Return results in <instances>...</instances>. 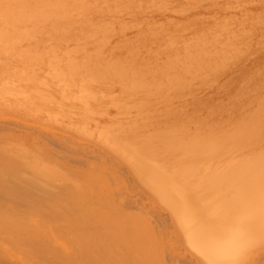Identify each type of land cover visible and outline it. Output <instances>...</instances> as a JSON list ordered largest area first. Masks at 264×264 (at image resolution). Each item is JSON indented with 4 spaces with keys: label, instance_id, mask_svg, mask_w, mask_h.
I'll return each instance as SVG.
<instances>
[{
    "label": "rangeland",
    "instance_id": "rangeland-1",
    "mask_svg": "<svg viewBox=\"0 0 264 264\" xmlns=\"http://www.w3.org/2000/svg\"><path fill=\"white\" fill-rule=\"evenodd\" d=\"M11 141L47 168L41 163L38 172L33 161L22 168L18 158L20 177L38 185L28 192L35 203L41 194L54 199L48 190L65 201L78 194L75 181L81 193V178L100 177L107 186L95 178L105 188L94 198L116 206L103 213L98 205L100 213L120 211L121 225L141 229L131 226V238L145 236L141 224L153 234L140 244L149 246L146 256L157 249L155 261L137 253L140 264H264V182H257L264 179V0H0V146ZM191 154L207 165L186 171ZM15 175L2 183L19 182ZM62 208L54 212L68 213L67 228L81 238L86 227L76 234L68 218L77 213ZM54 212L34 215V231L50 233ZM59 219L56 229L66 226ZM62 230V239L51 234L71 259L84 246L71 249L73 235L66 241ZM2 235L0 264L50 263L27 247L35 253L25 251L28 260ZM210 235L228 243L225 256L211 252ZM87 240L100 255L102 244Z\"/></svg>",
    "mask_w": 264,
    "mask_h": 264
},
{
    "label": "bare ground",
    "instance_id": "bare-ground-1",
    "mask_svg": "<svg viewBox=\"0 0 264 264\" xmlns=\"http://www.w3.org/2000/svg\"><path fill=\"white\" fill-rule=\"evenodd\" d=\"M5 140H7V138L5 139ZM7 141H10V140H7ZM12 142V141H11ZM10 142V143H11ZM17 143H18V141H16ZM14 143H15V141L14 142H12L10 145L7 143L6 145H3V146H0L1 147V149H2V147L4 148V149H2L3 150V153L5 154V152L8 150V148H9V152H10V155H11V153H14V155L17 157V161L15 160L16 158H15V156H14V158H13V156L11 157L10 155L8 156V154L9 153H6L5 155L2 153V150H1V153H0V237L1 236H3L2 234H4V235H7L6 236V238H8V239H10V240H7V241H10L11 242V244L13 243V244H15V243H17V244H15V246L14 247H17L16 249H17V252H19V253H22V255H27L26 257H28V253H25V251L26 252H29L30 250L29 249H31V251H32V249L34 248V249H36L35 251H39V252H41V253H39V252H35V251H32V252H35V253H37V255L39 254V256H40V254H41V256H43V257H47V259H46V261L48 262V260L50 261V263L49 264H51V261L52 262H55L57 259H60V261H64V262H66L67 264L68 263H72V264H138V262H139V258H137V253H139V255H143V256H141L144 260H146V259H150V257H152V255H153V251L154 250H157V249H152V247H150L151 248V250H152V252L150 251V253L149 254H151V255H147L146 256V253L148 252H145L146 251V249L149 247V246H145L146 244V242H150V240L151 239H153L152 237V233L151 232H149L150 230L149 229H145V230H143V225L141 224V227L140 228H142V233H143V231H144V233H143V235H145L146 236V234L148 233V234H150L149 236L151 237L150 238V240H148L147 241V236L145 237V236H141L142 234L141 233H138V231L139 230H141V229H139L138 231H135L136 230V228L137 227H134V225L132 226V224L130 225V228H131V226L133 227L132 229L134 230V228H135V232H137L138 233V235L139 234H141L140 235V237H142V238H140L139 236H138V238L137 237H132L133 239L134 238H137V239H135V242L133 241V239L131 238V236H132V234L131 233H133V231H131L130 230V228H129V226H128V228H127V226H126V223H128V222H126V223H124V224H120V223H123V221L124 220H122L121 219V217H119V215H118V213L120 212V211H115V212H113L114 211V207L116 208V206H114L113 207V205L115 204L113 201L111 202L113 205H111V207H109L108 206V204H111V203H109L107 200H108V198H106V199H104V198H101V197H103V195L101 196L100 194H99V196H97V198L95 197L94 198V194L96 193V194H98L99 192H101V190H102V192H103V189L107 186V185H105V184H103V180L102 179H100V177H96V176H94V174L92 173L91 174V176H92V178H91V176H90V174H89V176L86 174H84L85 175V177H83L84 175H81L80 174V178L81 177H83V178H81L80 179V181L82 182V180H83V182L81 183L80 182V185L82 184V186L80 187V188H82V191H81V193H80V189H79V183H77V181H75V185L74 184H72L74 187H76V188H71V190L72 189H75V191L79 194H81L80 196H82V198L83 199H81L80 197H79V195L78 194H73V190H72V195L71 196H69V197H66L67 198V200L65 199V201H64V199H62V197L61 198H59L60 197V195L58 196V192H57V194H56V192H55V194H54V192H50L49 190H48V192H49V194H48V192H47V195H49V196H53L54 195V197H52V198H54V199H51V197H45V195L44 194H41V197L42 196H44V199H43V197L41 198L42 200L41 201H39L38 203H35L36 202V198L34 197L33 198V196H28V192H30V193H32L33 194V192H31L33 189L32 188H34V186H32V185H36L37 187H38V185L36 184V182H34L33 180H31V178H27V176L25 177V178H23V177H20V168L22 167L23 168V166L24 167H26L27 166V164H29V166H30V164L32 163V161H33V163L31 164L32 166L33 165H36V163H38V161H37V158L36 159H34V157H32L31 159L32 160H30V158H28L29 160H30V163H29V160L25 157V159L23 158L24 156L23 155H25V153L23 152L22 153V151H21V149L22 150H24L23 148H21L20 146H18V147H20V150L19 151H21V152H18L17 150H15V149H13L12 148V144L14 145ZM16 143V144H17ZM2 144H5V143H2ZM1 144V145H2ZM7 147V148H6ZM15 148H17V146L15 145ZM7 149V150H6ZM11 149H12V151H11ZM8 152V151H7ZM17 152H18V155H17ZM23 154V155H21V154ZM211 154V155H210ZM4 155V156H3ZM27 155H29V154H27ZM36 155V154H35ZM192 155V154H191ZM209 155L211 156V157H213V156H215V154L214 153H212V152H210L209 153ZM5 156H8V157H5ZM23 156V157H22ZM209 156V157H210ZM234 156H236V155H233L232 157H233V159L232 160H236V158L237 157H234ZM22 158V160L24 161V162H27L26 164L24 163V162H22V160H20L21 158ZM30 157H31V155H30ZM18 158H20L19 159V161H21V163H17L18 162ZM38 158H39V156H38ZM191 159L189 160V162H188V164H186V166H185V170L186 171H188V170H191V171H193V169H194V167H196V166H198V167H202L203 165H207V163L206 162H208V161H206V162H204L203 161V163L202 162H198V160H197V156H196V154H195V157L192 155L191 157H190ZM27 160V161H26ZM40 160V159H39ZM24 163V164H23ZM41 163H43L42 162V160H41ZM41 163L39 164V165H37V166H33L34 167V170H36L37 169V171L38 172H43V167H41ZM144 163H145V165H147V166H149V164H147V162L146 161H144ZM18 164H21L20 166L18 165ZM48 164V163H47ZM47 164H46V166H47ZM23 165V166H22ZM44 165V167H45V163H43L42 164V166ZM19 166V167H18ZM29 166H27L26 168H28ZM32 166H30L29 167V169H32L33 167ZM51 166V169L53 170V166L52 165H50ZM49 166V167H50ZM17 167L19 168L18 170L20 171H18L17 170ZM48 167V166H47ZM48 167V168H49ZM150 167V166H149ZM36 168V169H35ZM39 168H41L40 170H39ZM46 168V167H45ZM45 168H44V170H45ZM47 169V168H46ZM184 169H182V171L184 170ZM240 169H243L242 167H240ZM42 170V171H41ZM48 170H50V168L48 169ZM48 170H46V171H48ZM52 170L51 171H49V173L50 174H52V173H54V172H52ZM56 170V169H55ZM57 171H58V169H57ZM150 171H151V177L153 178V180H155V181H157V179L155 178V175L153 174V171H152V169H151V167H150ZM52 172V173H51ZM60 173H61V175H62V172L61 171H59ZM58 172V173H59ZM57 173V172H56ZM4 174H8V176L9 175H15V174H19L18 176L20 177L19 179H17L18 177H17V175H15L16 176V179H17V181H19V182H16V181H14V183H10V184H8L7 183V185L5 186L4 184H6V181H5V183L3 184L2 183V176L4 175ZM44 174H46V173H44ZM240 174H241V171H240ZM42 175V174H41ZM47 175V174H46ZM55 175H57V174H53V176H55ZM65 175V174H64ZM174 175V174H173ZM14 176V177H15ZM48 176V175H47ZM46 176V177H47ZM52 176V177H53ZM58 176V175H57ZM168 176V178H169V175H166V177ZM170 176H172L171 174H170ZM174 176H176V175H174ZM9 177H11V176H9ZM50 177V176H49ZM58 177H60L61 178V176L59 175ZM62 177H64V176H62ZM77 177H79V174H78V176ZM88 177V178H87ZM94 177V178H93ZM13 178V177H12ZM27 178V179H26ZM55 178H57L56 176H55ZM85 178H87V181L89 180V182H87V181H85ZM95 178L97 179L98 178V180L100 179V184H102V185H104L105 187L103 188V189H99V186H97L96 185V183H95V181L96 182H99V181H97V180H95ZM173 178V177H172ZM172 178H169L170 180L172 179ZM175 178V179H174ZM172 180H171V182L173 181V180H177L176 182L174 181V185L175 186H177L176 188L174 187V186H172V187H174L173 189L175 190L174 191V193H172L173 195L172 196H170V197H172V199H175V198H178L179 196H181V195H179L180 194V192L178 191V189H180V187H179V175H177L176 177H174ZM62 179H64V180H66V178H62ZM90 179H91V181H92V184H90L91 183V181H90ZM94 179V180H93ZM32 182H31V181ZM77 180V179H76ZM79 180V179H78ZM102 180V181H101ZM61 181V180H60ZM13 182V181H12ZM31 182V183H30ZM34 182V183H33ZM72 182H74V180L72 181ZM159 182V181H158ZM258 183H260V182H264V179H261V180H259V181H257ZM33 183V184H32ZM86 183V184H85ZM92 186V188L94 187V188H97V189H95V191H94V188L92 189L91 188V186L89 185V184ZM95 183V184H94ZM159 183H163V185H165L164 184V182H162V181H160ZM94 184V185H93ZM178 184V185H177ZM88 185V186H87ZM84 186V187H83ZM170 186V185H169ZM89 187V188H88ZM101 187V186H100ZM36 188V187H35ZM84 188V189H83ZM79 189V190H78ZM86 189H88V190H86ZM91 189V190H90ZM70 190V191H71ZM84 190H86L85 192H84ZM97 190H99V191H97ZM177 190V191H176ZM34 191V190H33ZM68 191V190H67ZM88 191V192H87ZM92 191V192H91ZM108 191V190H107ZM17 193V195H16V193ZM45 192V191H44ZM93 192H94V194H93ZM98 192V193H97ZM21 193H24V194H22L21 195ZM27 193V194H26ZM15 194V195H14ZM35 194V193H34ZM52 194V195H51ZM59 194H60V192H59ZM61 194H62V192H61ZM64 194V193H63ZM93 196H92V195ZM95 194V195H96ZM101 194H104V192L103 193H101ZM106 194V193H105ZM19 195V196H18ZM25 195H27L28 196V198L27 197H24ZM37 195V194H36ZM40 194H38V196H39ZM77 195V196H76ZM209 195V194H208ZM12 196H15V198L13 197L12 198ZM20 196H23V197H20ZM63 196V195H62ZM59 198V199H57V198ZM91 197H93L94 199H92V201H89L90 200V198ZM98 197H100L99 199H98ZM109 197V201H111L110 200V196H108ZM244 197V196H243ZM64 198V197H63ZM80 198V199H79ZM207 198V197H206ZM205 198V199H206ZM32 199H34V200H32ZM55 199H57L56 201H53V200H55ZM88 199V200H87ZM102 199V200H101ZM208 199H209V197H208ZM69 200V201H68ZM82 200L85 202V201H89L88 203H89V205L91 206V207H93L94 205H99L100 207H103V208H101V211L103 212V211H105L104 210V208H110L109 210H112L113 209V211L112 212H109V213H107V214H109V216L108 215H106V214H102V213H100L101 211H100V207L98 206V207H96L97 209H93V208H91V207H89V208H87V206H86V208L84 209V208H80V202H82ZM94 200H98L97 202L96 201H94ZM99 200H100V202H99ZM105 200H106V202H105ZM51 201V202H50ZM52 201H53V203H52ZM63 201H64V205L62 204L63 203ZM71 201V203H73V204H69V206H66V204L68 205V203ZM103 201V202H102ZM66 202V203H65ZM68 202V203H67ZM99 202V203H98ZM51 203H52V206L54 207V208H48V204L51 206ZM57 203V204H56ZM88 203H87V205H88ZM92 203V204H91ZM100 203H101V205H100ZM103 203V204H102ZM105 203V204H104ZM62 204V205H61ZM107 204V205H106ZM55 206H58L59 208H61V207H63L62 209L64 210V206L65 207H68V208H65V210L67 209V211H69L70 213L69 214H76L77 213V215H72L73 217H69L68 219H70L71 220V223H72V225H73V227L75 226V224L76 223H78L79 224V226H77L78 224H76V227L75 228H77V230H75L76 231V234H79V236L81 235V234H83V235H81L82 237H84V235H85V240H89V241H92V240H94V236H96V238L97 239H99L100 240V238L102 239V240H104V242H100V241H98V240H94V242L92 241V243L94 244L95 243V241H97L98 242V245H100V244H102L101 246H103V247H101V246H98V248H103L102 249V251L100 252L101 254L100 255H97L96 254V249L95 248H93L92 247V251L94 252L95 251V253L93 254L91 251H90V249H88L89 247L86 245V244H84L85 242V240H83V243H81V241H80V239L82 238H79V237H77L76 235H75V233H74V231H73V233H72V228L70 227H68L67 228V220H65V218L68 216V213H67V215H64L63 216V219H64V223H66V228L63 226V227H61L62 229H66V231H64V230H62L63 231V234L64 235H62V236H65V234L66 235H68V237L67 236H65V238H66V241H67V238L69 239V235L71 236V234L73 235V239H75L76 241H75V243L74 242H72V241H74L73 239L72 240H70L69 239V241H70V244H71V246L70 247H72V246H74V247H72L71 249H73V248H75V246H78V245H80L81 246V244L84 246V249L82 248V249H77V250H79V252L78 253H76L75 251V254H77V256H73V258H71V259H68V257H69V255H68V257L67 258H65L64 257V255H63V251L65 252V247L63 246V244L61 243V241H60V239H62V238H60L61 237V235H60V233H61V231L59 232V229H61L60 227L59 228H57L56 229V227L54 226L55 225V223L56 222H54V221H56V220H58V218H60L59 219V221L60 220H63L62 219V216L60 215V213H57V212H60L59 210H57V209H55ZM105 206H107V207H105ZM73 207H75V208H73ZM113 207V208H112ZM48 208V209H47ZM69 208H71L70 210H69ZM79 208V209H78ZM107 208V209H108ZM81 209V210H80ZM86 209H87V211H86ZM47 210V211H46ZM53 210V211H52ZM54 210L55 211H57V212H54ZM91 210H94L95 212H97V213H95L96 214V216H95V214L93 213L94 211H91ZM96 210H98V211H96ZM116 210V209H115ZM46 211V212H45ZM48 211H51V213L53 214V212L55 213V214H57V215H59L58 217H57V215H56V218L54 219V220H52V222H50V220H46L47 222H48V225L50 226V224L49 223H52L53 224V226H52V224H51V226H52V228H51V231L47 228V227H45V226H42V227H44V228H47V230H49L50 231V233H47V231H38L37 229H38V227H36V225H35V230H37L38 232H35L34 231V223L33 222H31V223H33V224H31L30 223V221L29 220H34V219H32V218H34L33 216L34 215H37V214H40V215H42V214H47V212ZM74 211V212H73ZM82 211V212H81ZM90 213H89V212ZM117 212V213H116ZM78 213H80L81 214V216H80V214H78ZM104 213V212H103ZM116 214V217L114 216L115 214ZM54 214V215H55ZM62 214H66V213H63L62 212ZM101 214V215H100ZM112 214V215H111ZM48 215V217L49 218H54V216H50L49 214H47ZM104 215V216H103ZM190 215V217L192 216L191 214H189ZM66 216V217H65ZM80 216V217H79ZM108 216V217H107ZM76 217H78V218H76ZM111 217V218H110ZM113 217V218H112ZM124 217H126V215L124 216ZM123 217V218H124ZM128 217H129V215H128ZM131 217V216H130ZM185 217H189V216H185ZM189 217V218H190ZM72 218V219H71ZM74 218V219H73ZM118 218H120V219H118ZM118 219V220H117ZM130 219V218H129ZM121 222H120V221ZM128 219H127V217H126V221H127ZM185 220H188L187 218H185ZM39 221V223H40V226H41V224H43V221H40V220H38ZM65 221H67V222H65ZM73 221H76L75 223H73ZM46 222V223H47ZM54 222V223H53ZM62 221H60V223H61ZM70 222V221H69ZM120 222V223H119ZM130 222V221H129ZM46 223H44L43 225H46ZM70 223V224H71ZM83 223V224H82ZM86 225H85V224ZM90 223V225H88ZM131 223V222H130ZM57 224V223H56ZM91 224H92V226H95V229L93 228V227H89V228H91V229H89V228H87V226H91ZM33 225V226H32ZM47 226V225H46ZM48 226V227H49ZM58 226V225H57ZM68 226H70L69 224H68ZM80 226H82L81 227V229L83 230V231H85L84 229H86V231L87 232H82V230H80L79 231V229L78 228H80ZM84 227H86V228H84ZM53 228L54 229H56L55 230V232L53 231L52 232V230H53ZM74 228V229H75ZM84 228V229H83ZM139 228V227H138ZM70 229V230H69ZM94 229V232L92 231ZM96 230H97V232H98V234H96L97 232H96ZM129 230V231H128ZM147 230H149L147 233L145 232V231H147ZM58 231V232H57ZM68 231V232H67ZM51 232L52 233H54V235L57 233V237L59 236V238L60 239H58V238H56V236H53L52 234H51ZM79 232H82L81 234L79 233ZM90 232V233H89ZM94 233V234H91V233ZM131 232V233H130ZM59 234V235H58ZM147 234V235H148ZM87 235L88 236H90V237H87ZM92 235V236H91ZM94 237V238H93ZM143 237L144 238H147L146 239V241H145V247H147L146 249H145V247L142 245V244H140V242H142V240L141 239H143ZM3 237H1L0 238V240L2 239ZM6 238H5V240H6ZM65 238L63 237V239L65 240ZM72 238V237H71ZM77 238V239H76ZM218 239V237H216L215 235L213 236V235H210L209 237H207L206 238V244L209 246V248H210V250H211V252L212 253H215L216 255H218V256H222L223 255V250H224V248H225V246H226V244H228V243H225V242H223V240H217ZM4 240V241H5ZM77 240H79L78 242H80L79 244H76V242H77ZM87 240V241H88ZM136 240L139 242H137L136 243ZM144 240V239H143ZM6 241V242H7ZM13 241V242H12ZM72 242V243H71ZM99 242H100V244H99ZM152 242H155L156 243V241L153 239L152 240ZM1 241H0V245H1ZM66 243H68V245H69V242H66ZM76 244V245H74V244ZM87 243V242H86ZM19 244H21L22 246H23V248H24V251L23 252H21L19 249H21V245H19ZM24 244L26 245V248H25V246H24ZM105 244V245H104ZM10 245V244H9ZM28 245V246H27ZM11 246V245H10ZM19 246H20V248H19ZM79 246V247H80ZM83 246H81V247H83ZM87 246V247H86ZM93 246V245H92ZM96 246V245H95ZM3 246L1 245V248H2ZM29 249H28V248ZM7 248V247H6ZM12 248H13V245H12ZM22 248V249H23ZM150 248L148 249V250H150ZM16 249H14V250H16ZM26 249V250H25ZM70 249V250H71ZM19 250V251H18ZM63 250V251H62ZM75 250H76V248H75ZM30 251V252H31ZM29 252V253H30ZM31 252V253H32ZM67 252V251H66ZM69 252V251H68ZM74 252L72 251L71 252V254L73 253L74 254ZM30 253V254H31ZM35 253H32L29 257H31L32 258V255L33 256H35ZM65 254V253H64ZM67 254V253H66ZM74 254V255H75ZM145 254V255H144ZM149 256V257H148ZM212 256H215V255H212ZM223 256H225V254L223 255ZM0 257H2V255H1V252H0ZM5 257V256H4ZM4 257H2V258H4ZM28 257V258H29ZM42 257V259L44 260V258ZM51 257H52V260H51ZM2 258H1V260H2ZM31 258H29L28 260H30ZM50 258V259H49ZM70 258V257H69ZM53 259H55V261H53ZM66 259H68V260H66ZM139 259V260H138ZM148 259V261H151V262H153L154 263V258L152 257V259H153V261H152V259L151 260H149ZM222 259V258H221ZM32 260V259H31ZM36 260H38V259H36ZM66 260V261H65ZM91 260V261H90ZM40 261H41V259H40ZM91 263H90V262ZM141 262H143V260L141 259L140 260ZM147 261V260H146ZM33 262H36L35 260L33 261ZM57 262H59V260H57ZM47 263V264H48ZM146 263V262H145ZM145 263H143V264H145ZM147 263H149V264H151L150 262H147ZM2 264V263H1ZM9 264V263H8ZM40 264V263H39ZM52 264H54V263H52ZM56 264V263H55ZM57 264H65V263H63V262H59V263H57ZM139 264H140V262H139ZM142 264V263H141Z\"/></svg>",
    "mask_w": 264,
    "mask_h": 264
}]
</instances>
